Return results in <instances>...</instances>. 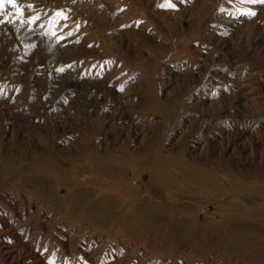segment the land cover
<instances>
[{"label":"rangeland","instance_id":"1","mask_svg":"<svg viewBox=\"0 0 264 264\" xmlns=\"http://www.w3.org/2000/svg\"><path fill=\"white\" fill-rule=\"evenodd\" d=\"M17 4L0 264H264V3Z\"/></svg>","mask_w":264,"mask_h":264},{"label":"snow or ice","instance_id":"2","mask_svg":"<svg viewBox=\"0 0 264 264\" xmlns=\"http://www.w3.org/2000/svg\"><path fill=\"white\" fill-rule=\"evenodd\" d=\"M250 2L251 3H264V0H250ZM6 4L11 5L12 8L16 9L17 13L21 12L20 8L18 7L17 0H0V15L3 14ZM168 7H172V5L169 4Z\"/></svg>","mask_w":264,"mask_h":264},{"label":"bare ground","instance_id":"3","mask_svg":"<svg viewBox=\"0 0 264 264\" xmlns=\"http://www.w3.org/2000/svg\"><path fill=\"white\" fill-rule=\"evenodd\" d=\"M174 162L181 163V162H180V161H178V160H175ZM181 164H182V163H181ZM162 180H163V182H164V183H167V184H168V180H167V179H165V178H164V179H162ZM170 181H171V180H170ZM170 181H169V182H170ZM171 182H172V181H171ZM209 182H210V179H209V177H208V178H207V181H206V183H205V184H206V186H207L208 184H210ZM209 187H212V188H214V187H213V186H211V185H209ZM171 188H172V187H171ZM177 188H179V187H177ZM210 189H211V188H210ZM172 191H173V190H172Z\"/></svg>","mask_w":264,"mask_h":264}]
</instances>
